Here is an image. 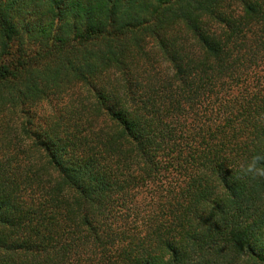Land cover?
<instances>
[{
	"label": "trees",
	"instance_id": "1",
	"mask_svg": "<svg viewBox=\"0 0 264 264\" xmlns=\"http://www.w3.org/2000/svg\"><path fill=\"white\" fill-rule=\"evenodd\" d=\"M264 0H0V264H264Z\"/></svg>",
	"mask_w": 264,
	"mask_h": 264
},
{
	"label": "clouds",
	"instance_id": "2",
	"mask_svg": "<svg viewBox=\"0 0 264 264\" xmlns=\"http://www.w3.org/2000/svg\"><path fill=\"white\" fill-rule=\"evenodd\" d=\"M241 174L252 178H264V156L254 155L240 165Z\"/></svg>",
	"mask_w": 264,
	"mask_h": 264
}]
</instances>
